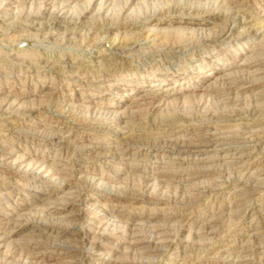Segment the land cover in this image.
I'll return each instance as SVG.
<instances>
[{"label": "rangeland", "instance_id": "rangeland-1", "mask_svg": "<svg viewBox=\"0 0 264 264\" xmlns=\"http://www.w3.org/2000/svg\"><path fill=\"white\" fill-rule=\"evenodd\" d=\"M0 11V264H264V0H0ZM151 87L168 94L156 110L140 103ZM62 115L65 135L110 156L60 149ZM205 131L231 137L165 149L166 134L188 145ZM121 133H142L147 150L135 157L114 143Z\"/></svg>", "mask_w": 264, "mask_h": 264}, {"label": "bare ground", "instance_id": "bare-ground-1", "mask_svg": "<svg viewBox=\"0 0 264 264\" xmlns=\"http://www.w3.org/2000/svg\"><path fill=\"white\" fill-rule=\"evenodd\" d=\"M224 1V0H223ZM227 1V0H226ZM239 1V0H238ZM237 2V1H236ZM236 7V6H235ZM64 9V8H63ZM240 14V13H239ZM4 16H6V14L5 15H3L2 14V12L0 11V17L2 18V17H4ZM59 17V16H58ZM53 18V17H52ZM60 18V17H59ZM37 19V18H36ZM50 21V20H49ZM57 21L58 20H55V21H52V23L54 24V23H57ZM49 23V25H50V23H51V21L50 22H48ZM210 22L209 21H207L206 23H205V25H208ZM237 23H239V21H231V23H229V24H227V26L224 28V30L221 32V35L222 36H224L225 35V33L226 32H228V31H233V29L231 28V26H233V24H237ZM56 25V24H55ZM204 25V24H203ZM204 25V26H205ZM203 26V27H204ZM205 28V27H204ZM228 29V30H227ZM208 30V29H207ZM249 34V33H248ZM262 34L263 33H259V34H255L254 33V35H258L259 37L260 36H262ZM220 35V34H219ZM247 35V34H246ZM219 37V36H218ZM261 38V37H260ZM214 40V39H213ZM263 42V41H262ZM179 46H181V45H178V47ZM187 46V45H186ZM175 47V46H174ZM177 47V48H178ZM182 47H184V46H182ZM120 61V60H119ZM251 63H253V62H251ZM255 63V62H254ZM262 66H264V63L262 64ZM256 71V73H261V72H264V67H260L259 69H256L255 70ZM227 76H230L228 73L226 74ZM223 77H225V75L223 76ZM94 83V82H93ZM239 88L240 89H245V90H254V88H256V85L255 84H253V85H251V86H246V85H239ZM257 89V88H256ZM53 94V93H52ZM251 94V93H250ZM143 98H144V101L143 102H140V103H145L146 105H148V106H150V108L151 109H154V110H156V109H158V108H160L162 105H164L165 104V100H164V98L165 97H168V94L166 93V92H161L160 90H158V89H156L155 87H151V88H149V89H147V93L146 94H143ZM230 96H232V95H230ZM240 96V95H239ZM244 98V97H243ZM262 98H264V89H262V90H260V89H258V91H257V93H255L254 94V99H262ZM138 101H140L139 99H137ZM232 100V99H231ZM137 101V102H138ZM176 106V105H175ZM131 110V109H130ZM69 112V111H68ZM129 112V111H128ZM127 112V113H128ZM131 113H132V111H130ZM129 112V113H130ZM130 113V114H131ZM66 114V113H65ZM71 114V113H70ZM129 114V115H130ZM67 115V114H66ZM127 115V114H126ZM133 115V114H132ZM125 116V115H124ZM137 116V115H136ZM64 117L65 116H61V117H56V119H55V121L57 122V123H59L60 125H63L61 128H60V131L57 133L58 134V140H59V142H58V145H60L61 146V148L60 149H64V150H68V149H70V148H72V147H74L75 148V152H76V154L75 155H77L78 156V158L77 159H79L80 161H85V160H90V159H97V158H99V157H101L102 155H106V154H108L109 155V153H111L112 151L110 150V148L109 147H102V146H95V147H93L92 146V148H87L88 146L87 145H83L82 143V145H79L78 144V142L77 141H75L74 139H73V137L72 136H70V135H65V133L68 131L67 130V128H68V125H65V121H64ZM129 117V116H128ZM132 118V117H131ZM138 118V117H137ZM105 122V121H104ZM102 127V126H101ZM210 127V126H209ZM219 127V126H218ZM248 127H250V128H252V129H254V128H256L257 127V125L256 124H254V123H252V124H250ZM208 128V127H207ZM211 128V130H212V128H213V126H211L210 127ZM249 128V129H250ZM214 129L216 130V128L214 127ZM205 130V129H204ZM210 130V129H209ZM256 130V129H255ZM202 131V130H201ZM233 131V130H232ZM206 132V131H205ZM228 133L229 134V130H224V132L223 133ZM119 133V132H118ZM165 133V132H164ZM234 133V132H233ZM199 134V133H198ZM258 134V133H257ZM156 135V134H155ZM162 135V134H161ZM176 135H178V134H176ZM202 135V134H201ZM75 136V135H74ZM142 133L141 134H135V133H133V134H128V133H121V134H119L118 135V137H116V141L114 142V143H116V144H118V145H123L125 142L124 141H126V142H128V141H130L129 143L130 144H132V145H134V149L135 150H137V151H135L134 152V154L133 155H135V157L136 156H140V154L143 152V151H145V150H147L146 149V147L145 146H143V145H140V144H138L139 143V141H141V138H142ZM165 136V138L163 137V136H161V137H163L164 138V140H165V144L167 145L166 146V148L165 149H167V150H171L172 148H175L176 146H177V148H180L182 151H184V152H189V151H192L193 149H197V148H202V147H204V145L205 144H207V145H212V143L214 144V142L217 140V139H229V137H231V135H225V134H223V136L221 135V136H218L217 134H212L211 135V132L209 133V132H206L204 135H202V136H199V137H197V139L192 143L191 141V144H188V145H186V143L185 144H183V145H179L178 144V142H177V139H174V138H172L171 137V135L170 134H166V135H164ZM174 136V135H173ZM255 136V135H254ZM48 138V137H47ZM163 138H162V140H163ZM192 138V137H191ZM192 139H195V138H192ZM190 140V139H189ZM47 141H50V139H47ZM186 141V140H185ZM214 141V142H213ZM224 141V140H223ZM161 142V141H160ZM189 142V141H188ZM55 143V142H54ZM164 143V142H163ZM180 143V142H179ZM103 144V143H102ZM130 144H126L125 146H122L121 148H124V149H129L130 148ZM157 144H158V142H157ZM161 145V144H160ZM163 145V144H162ZM149 146H151V145H149ZM133 147V146H132ZM157 147V146H156ZM158 148V147H157ZM117 149V148H116ZM115 149V150H116ZM119 149V148H118ZM149 149H154V147H150ZM164 149V150H165ZM156 150V149H155ZM158 150V149H157ZM85 151H87V153L85 152ZM119 151V150H118ZM120 155H123V157H121V158H126L127 157V155L129 154V152L127 151V150H124V151H122V152H118ZM117 153V154H118ZM113 154V153H112ZM111 154V155H112ZM118 154V155H119ZM131 154V153H130ZM5 155V154H4ZM87 155H89V157H86ZM76 156V157H77ZM107 156V155H106ZM110 156V155H109ZM244 156H246L245 154H241L239 157L241 158V157H244ZM228 157V156H227ZM226 157V158H227ZM233 158V157H232ZM236 158H237V156H236ZM76 159V160H77ZM75 160V161H76ZM114 161H115V159H114ZM117 162H118V160H117ZM229 163H232L233 162V160H229L228 161ZM76 163V162H75ZM84 163V162H83ZM83 163H80L79 165H82ZM239 163V162H238ZM59 164V163H58ZM70 165H72V164H70ZM242 166V165H241ZM68 167V166H67ZM72 168V167H71ZM171 168V167H170ZM4 169V168H3ZM32 169L34 170V172H35V170H41V171H46L45 169H44V166L43 165H39V163L38 164H36V165H34L33 167H32ZM8 170V169H7ZM69 170V169H68ZM67 170V171H68ZM180 171V170H179ZM14 171H12V173H13ZM71 172V171H70ZM160 172V171H159ZM159 172L157 173V174H153V176H155V178L156 177H158V174H159ZM167 172V171H166ZM80 173V171L78 172V174ZM160 173H162V172H160ZM167 173H170V172H167ZM77 173H71V174H69V173H65V174H63V175H61V181L62 182H64V185L67 187H69V186H71L72 187V184L75 182V179H76V177H77V175H76ZM165 174V173H164ZM151 176V175H150ZM162 176H163V174H162ZM165 176V175H164ZM144 179V178H143ZM150 180V179H149ZM156 180V179H155ZM144 181V180H143ZM149 183V182H148ZM148 183H146L145 182V184H148ZM91 184V183H90ZM90 184H89V186H90ZM143 185V184H142ZM246 188V187H245ZM251 188V187H250ZM7 189V187L6 186H2L1 185V188H0V191L1 192H3L4 190H6ZM77 191V190H76ZM239 191V193H238V195H241L242 193H243V191H244V187H243V189H240V190H238ZM251 191V189H248V191H244V194H246V193H248V192H250ZM5 192V191H4ZM51 194V193H50ZM144 194V193H143ZM86 197V196H85ZM81 198V197H80ZM53 199V196L52 195H48V196H46V197H42L41 198V200L42 201H44V200H47V201H51ZM40 200V201H41ZM54 202H56L55 200H54ZM57 203V202H56ZM46 204V203H45ZM52 204H55V203H52ZM234 204V203H233ZM51 205V204H50ZM74 205V204H73ZM239 206V205H238ZM68 208H70V209H72L73 207H72V205H69L68 206ZM48 210H50L52 213H60V212H62L61 210H60V208H57V205L56 206H51V207H49V209ZM49 211V212H50ZM71 211V210H70ZM76 211V210H75ZM73 212V211H72ZM77 212V211H76ZM75 212V213H76ZM102 215V214H101ZM95 216H97V214L96 215H93V216H90V221L89 222H93L94 221V219H97ZM100 217V216H99ZM186 221V220H185ZM10 224H11V222H10ZM92 224V223H91ZM102 224V223H101ZM104 224V223H103ZM104 226V225H103ZM206 226V225H205ZM208 226L210 227L211 226V222H209V224H208ZM207 226V227H208ZM6 229H8V228H11V225H8L7 227H5ZM13 228V227H12ZM15 228H16V226H15ZM98 228H99V226H98ZM4 229V228H3ZM40 229V228H39ZM100 229V228H99ZM155 230V229H154ZM13 232H15L16 231V229H13L12 230ZM12 231H11V233H12ZM96 231H98V230H96ZM212 231V230H211ZM29 232V231H28ZM101 232V231H100ZM99 232V233H100ZM106 232V231H105ZM98 233V234H99ZM134 233V232H133ZM162 233V232H161ZM212 233V232H211ZM13 234V233H12ZM98 234H97V236H98ZM100 234H102V232L100 233ZM104 234V233H103ZM102 234V235H103ZM134 235V234H133ZM159 235V234H158ZM258 235V234H257ZM261 235V234H260ZM259 235V236H260ZM13 236H14V234H13ZM35 236V235H34ZM100 236V235H99ZM135 236V235H134ZM137 236V235H136ZM140 236V235H139ZM143 236V235H142ZM166 236V235H165ZM258 236V237H259ZM44 237V236H43ZM158 237V236H157ZM160 237H162V236H160ZM167 237V236H166ZM101 238V237H100ZM99 238V239H100ZM145 238V237H144ZM255 238V237H254ZM261 238H263V236L261 235ZM2 239H4V238H2V237H0V242L2 241ZM26 239H28V238H26ZM36 239V238H35ZM98 239V240H99ZM156 239H158L159 240V238H156ZM162 238H160V240H161ZM166 239H168V237L166 238ZM260 239V238H259ZM146 240V239H145ZM150 241H151V239H150ZM153 241V240H152ZM164 241V240H163ZM170 241V240H169ZM257 241V240H256ZM261 241H263V240H261ZM138 244H143V243H147V242H145V241H143V240H140V239H137V241H136ZM135 242V243H136ZM171 242V241H170ZM260 242V241H259ZM134 243V242H133ZM154 243V242H153ZM156 243H157V241H156ZM1 244V243H0ZM5 244V243H4ZM12 244V243H11ZM149 244V243H148ZM147 244V245H148ZM94 245L95 246H97V245H99V242H94ZM150 245H152V244H150ZM150 245H148L147 247L149 248V247H151ZM244 246V245H243ZM142 247H144V245L142 246ZM153 247V246H152ZM146 248V247H145ZM145 248H142V249H144L145 250ZM15 249V248H14ZM150 249H152V248H150ZM141 250V249H140ZM150 255V254H149ZM7 256H8V254H7ZM12 260V259H11ZM66 262V261H65ZM69 263V262H68ZM28 264H35V260H32V261H30ZM41 264V263H40Z\"/></svg>", "mask_w": 264, "mask_h": 264}]
</instances>
